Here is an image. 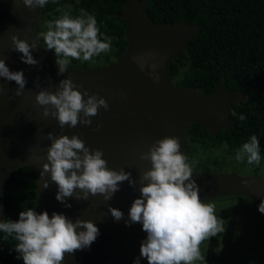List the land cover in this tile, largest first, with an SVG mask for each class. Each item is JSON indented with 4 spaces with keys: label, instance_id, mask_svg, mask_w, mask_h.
Segmentation results:
<instances>
[{
    "label": "water",
    "instance_id": "water-1",
    "mask_svg": "<svg viewBox=\"0 0 264 264\" xmlns=\"http://www.w3.org/2000/svg\"><path fill=\"white\" fill-rule=\"evenodd\" d=\"M43 8V7H42ZM42 8L29 9L23 0H0V59L10 71H23L26 85L23 94L15 95L18 85L0 77V222L4 217L3 190L12 174L21 165H33L38 170L39 187L35 211H47L76 219L92 220L99 228V235L90 248L66 254L62 264H134L140 257L141 243L147 233L142 223L128 225V213L134 200L140 197L139 177L151 167L150 161L141 160L140 154L164 137H178L180 151L187 154L189 125L203 121L213 132L231 125L229 111L235 102L236 93L227 91L224 84L212 95H205L195 87H183L170 79V63L185 50L186 43L199 30L185 20L174 23L156 24L147 14V2L129 0L125 6L128 46L114 64L97 69L69 68L59 74L58 65L49 60L40 41L32 49L33 57L39 62L29 65L22 61V53L13 49L11 36L16 34L30 44L37 41L36 22ZM154 51L160 53L163 66L159 83L141 71L132 56ZM71 77L83 93L98 94L109 103V109H99L92 117V125L78 124L74 128L59 127L58 121L43 115V108L35 97L41 89L55 92L59 82ZM82 86V87H81ZM87 97H85L86 99ZM223 117V118H221ZM97 124L100 128L96 131ZM57 137L66 134L78 135L91 150L102 149L110 169H124L137 181L136 187L128 181L120 184L112 199L105 201L102 195L90 196L88 200L66 198L65 207L56 199L58 186L51 181L50 173L41 176L43 163L47 162V150L51 141L48 133ZM199 186L202 200L227 193L255 196L259 205L264 200V177L241 176L236 172L209 174L192 172ZM48 180L49 187L43 183ZM77 191H79L77 189ZM109 205L124 213L116 221L109 212ZM140 264H148L140 258Z\"/></svg>",
    "mask_w": 264,
    "mask_h": 264
},
{
    "label": "clouds",
    "instance_id": "clouds-1",
    "mask_svg": "<svg viewBox=\"0 0 264 264\" xmlns=\"http://www.w3.org/2000/svg\"><path fill=\"white\" fill-rule=\"evenodd\" d=\"M47 3L48 0H23V4L32 10ZM41 37L46 50L55 51L59 74L69 69L71 60L92 61L94 56L111 49L109 37L99 38L95 16L83 9L75 18L65 13L49 21L47 31L41 32L37 41L31 44L16 34L12 35L13 49L22 53L23 62L29 65L39 63L33 57L32 49L37 47ZM159 57L160 53L149 51L133 55L131 59L141 71L150 69L147 74L159 83L161 74L157 69L163 66ZM0 77L16 82V96L23 94L27 83L23 71H10L5 61L0 59ZM2 91L3 86L0 85ZM35 100L43 108V115L55 118L62 130L78 124L91 126V118L98 115L99 109L108 110L110 107L104 97L89 94L87 89L82 93L71 77L61 80L55 92L41 89ZM235 115L233 112L232 116ZM239 119L243 121L245 116L240 115ZM100 126L97 124L94 131ZM47 138L51 144L41 176L50 173L51 181L58 186L56 199L65 207H71L66 198L73 196L77 200H88L90 196L99 194L109 201L124 181L136 187L137 181L131 179L130 172L110 169L108 161L103 158V150H91L78 135L57 137L50 132ZM180 148L179 138L168 136L156 140L148 151L140 154L139 158L150 161L151 167L140 174L141 195L132 203L129 218L125 221L128 225L142 223V230L147 233L141 243L140 257L134 264H140L141 257L146 258L148 264H194L203 259L201 243L225 231L223 220L215 215V206L200 198L199 186L192 179V164ZM235 159L240 162L246 160L248 165H260L256 135L242 144ZM43 187H49L48 180L44 181ZM258 209L264 213V200ZM109 212L116 221L124 217L120 209L111 205ZM0 231L4 233L3 239L11 238L17 242V258L22 257L24 264H62L66 254L90 248L99 235V228L90 219L78 218L73 222L63 214L53 213L50 217L47 211L38 214L32 208L21 211L18 221L0 222Z\"/></svg>",
    "mask_w": 264,
    "mask_h": 264
},
{
    "label": "trees",
    "instance_id": "trees-1",
    "mask_svg": "<svg viewBox=\"0 0 264 264\" xmlns=\"http://www.w3.org/2000/svg\"><path fill=\"white\" fill-rule=\"evenodd\" d=\"M129 0H48L39 20L47 25L62 16L60 8L73 7V18L81 10L94 15L99 38L107 36L114 47L115 63L128 46L125 6ZM147 2V14L156 24L185 20L198 25L199 30L186 43L185 50L170 63V79L179 86L195 87L205 95L225 89L236 93L229 111L231 125L213 132L203 121L189 127L188 160L193 161L191 141L208 142L216 147L223 144L240 149L252 135L259 140L261 159L264 158V0H139ZM38 23L36 24V28ZM43 49L45 46L41 44ZM73 64L78 60H71ZM81 69H89L87 62ZM107 65V66H108ZM235 112L236 115L232 116ZM240 115L245 119L241 121ZM39 172L33 165H21L12 174L3 190L5 220L18 221L21 211L35 210L39 187ZM242 197L241 193H227ZM226 194L217 195L221 197ZM215 197V196H213ZM211 198V197H210ZM2 221V222H3ZM0 231V264H24L15 250L16 241L3 239ZM264 245V233L262 235Z\"/></svg>",
    "mask_w": 264,
    "mask_h": 264
},
{
    "label": "rangeland",
    "instance_id": "rangeland-1",
    "mask_svg": "<svg viewBox=\"0 0 264 264\" xmlns=\"http://www.w3.org/2000/svg\"><path fill=\"white\" fill-rule=\"evenodd\" d=\"M62 15L73 13V7L64 5L60 8ZM37 35L47 31V25L43 21L37 20ZM44 44L43 38L39 40ZM46 47V46H45ZM44 50L45 56L56 64V55L53 50ZM115 60L114 47L108 52L94 56L92 61H88L89 69L102 68L108 62ZM69 65V68H82L81 63ZM191 156L193 161L192 172L231 173L236 172L241 176L257 175L264 177V158L260 165H248L247 161H237L236 153L239 149H231L228 145L212 146L208 142L191 141ZM188 157V154H186ZM215 206V215L222 219L225 231L209 240H204L200 245V252L203 259L195 261L194 264H264V245L262 235L264 233V213L258 209L259 203L253 195H224L221 197H211L203 200Z\"/></svg>",
    "mask_w": 264,
    "mask_h": 264
}]
</instances>
